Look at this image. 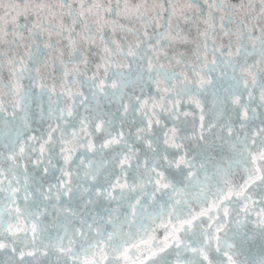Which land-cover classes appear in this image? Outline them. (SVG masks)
<instances>
[{
    "label": "snow or ice",
    "instance_id": "obj_1",
    "mask_svg": "<svg viewBox=\"0 0 264 264\" xmlns=\"http://www.w3.org/2000/svg\"><path fill=\"white\" fill-rule=\"evenodd\" d=\"M0 264H264V0H0Z\"/></svg>",
    "mask_w": 264,
    "mask_h": 264
}]
</instances>
